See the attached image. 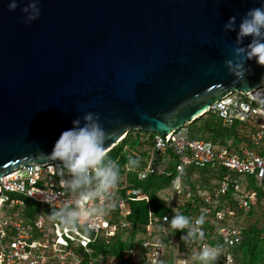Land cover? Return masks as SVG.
Instances as JSON below:
<instances>
[{
	"label": "water",
	"instance_id": "water-1",
	"mask_svg": "<svg viewBox=\"0 0 264 264\" xmlns=\"http://www.w3.org/2000/svg\"><path fill=\"white\" fill-rule=\"evenodd\" d=\"M10 2L0 0V182L62 167L50 153L88 112L111 134L108 154L132 131L171 136L264 82L255 61L243 80L230 73L236 32L224 29L264 0H38L30 24L21 9L32 0Z\"/></svg>",
	"mask_w": 264,
	"mask_h": 264
},
{
	"label": "built area",
	"instance_id": "built-area-1",
	"mask_svg": "<svg viewBox=\"0 0 264 264\" xmlns=\"http://www.w3.org/2000/svg\"><path fill=\"white\" fill-rule=\"evenodd\" d=\"M210 112L217 114L226 126L234 123L244 124L249 145L245 143L237 150H231L211 142L192 139L187 126L176 130L168 137L156 134L153 152L166 154L168 149H173L180 160L177 166L179 172L186 168L226 171L223 176L219 174L220 180L215 183L214 189L203 187L193 180L186 184L182 175L177 176L180 177L181 186L179 189L174 186V191L185 200L182 207L192 206L188 213L192 225H195V220L201 215L205 217L204 224H218L212 235L203 225L200 227L204 233V241L199 246L197 240L192 239L189 246L193 251L200 253L207 246L216 249L217 256L213 261H218L217 264L220 260L224 264H235L232 250L243 242L241 227L235 224L237 209L246 215L260 201V192L250 187L251 178L264 195V82L246 95H242L241 92L228 95ZM158 172L159 167L151 160L140 171L139 180L145 181ZM70 179L63 167L53 163L22 167L2 177L0 264H81L79 255L73 247L80 245L87 249L91 243V237L87 233L114 237L119 230L134 229V225L129 221L128 202L149 201V197L142 189L127 188L125 193L120 195V188L116 187L105 200L106 213L99 220L93 221L95 227L78 226L71 229L62 227L57 222L49 225L43 212L45 206L58 209L74 204L76 196L64 185V181ZM231 193L237 205L224 207L227 202L224 203L223 197ZM24 197L41 205L32 226L17 217L18 215L14 217L7 216L6 213L4 215L5 209L24 207ZM94 203L99 206V201ZM168 222V216L151 217L146 226L147 236L143 241V251L137 249L126 251L124 261L114 260L113 264H170L166 258L167 246L162 241L169 232ZM11 231L12 236L9 235ZM35 231L41 235L40 239L34 238ZM207 235L211 237L206 238ZM211 241L220 247L212 246ZM170 243V249L179 248V244L173 238ZM192 263V257L178 254L174 261V264Z\"/></svg>",
	"mask_w": 264,
	"mask_h": 264
},
{
	"label": "trees",
	"instance_id": "trees-1",
	"mask_svg": "<svg viewBox=\"0 0 264 264\" xmlns=\"http://www.w3.org/2000/svg\"><path fill=\"white\" fill-rule=\"evenodd\" d=\"M190 137L192 139L203 140L211 142L214 145L225 146L231 150H237L241 145L247 143L249 145V138L246 126L241 123H234L231 126L224 125L221 118L213 112L207 113L204 117L197 119L189 127ZM138 136L131 133L129 134L119 145H117L111 152L107 154L109 158L116 161L120 167V179L117 187H119V194H124L127 188L142 189L144 194L149 197V201H136L128 202L130 209L129 221L134 225L132 230H119L114 237L96 236L95 234L87 233L91 237V243L89 247L83 248L80 245L73 247L76 253L79 255L81 264H108L114 260L124 261V254L126 251L131 249H137L143 251V241L146 239L147 231L146 226L149 224L151 217H169L167 227L169 228L168 235L163 238L164 244L167 246V256L170 264H174L176 255H185L186 257H197L192 264H203L199 260L198 254L193 251L189 246L192 239L185 241L182 236L188 231L185 228L182 232L177 229H173L170 226L172 217L176 214H181L188 217V213L192 206L186 205L184 207H172L169 202L162 199L160 193L164 190H174V180L177 176L182 175L185 178V183L190 184L191 181L200 183L203 187L214 189L215 183L220 180L221 176L225 175V170L221 169L220 172H214L207 169H194L186 168L183 172H179L177 169L180 163L179 157L175 154L173 149H168L166 155L170 158V162L164 172H158L150 176L145 181L139 180V173L147 164L144 160L152 159L154 137L155 133H145L137 131ZM140 136L146 138L144 142H141ZM148 139V140H147ZM133 152V153H132ZM137 152L138 154H134ZM140 155V157L138 156ZM130 158H138V166L129 165L128 161ZM157 166H160V162H156ZM256 184L254 179H250V187L256 189L253 186ZM258 187V186H257ZM257 190V189H256ZM260 201L259 204L247 213L246 215L242 210L237 209V216L235 224L238 225V220L247 219L253 222L244 230L243 242L240 246L235 248V264H264V195L261 194L260 189ZM25 206L16 207L12 210L7 209V216H16L22 218L30 226L34 224L38 213L41 210V205L30 198L24 197ZM224 207L227 205L236 206L234 196L227 195L223 197ZM257 207V208H256ZM56 209L45 206L43 212L45 213L49 223L57 222L62 227H65L58 220L50 219V214ZM259 212L258 218L255 220L253 215L254 212ZM218 224H203V227L211 232V235L217 229ZM138 227H141L138 229ZM10 236L13 235L11 231ZM34 238L40 239L36 231L33 233ZM140 235L142 236L140 238ZM211 235L205 236L206 238ZM174 239L178 244L179 248L170 249V240ZM199 238V239H198ZM199 246L204 241V238L197 236L196 238ZM212 246L220 247L215 245L214 242H210ZM178 249V250H177ZM220 264H224L221 260ZM210 264H213L210 262Z\"/></svg>",
	"mask_w": 264,
	"mask_h": 264
},
{
	"label": "clouds",
	"instance_id": "clouds-1",
	"mask_svg": "<svg viewBox=\"0 0 264 264\" xmlns=\"http://www.w3.org/2000/svg\"><path fill=\"white\" fill-rule=\"evenodd\" d=\"M18 7L17 0H11L8 5L9 11H15ZM21 11L26 14L25 23L37 20L41 14L38 0H32ZM224 29L236 32L234 59L226 61L232 75L243 80L248 74V61L264 66V6L250 9L238 25L236 16L230 17ZM249 37L251 40L246 47L239 46ZM72 125L61 133L50 155L61 162L64 171L71 177L64 181V185L76 199L74 204L54 210L50 219L58 220L65 228L95 227L93 221L99 220L106 213L105 200L119 183L120 167L107 156L105 145L111 139V134L100 123L98 114L88 112L82 120H73ZM128 163L133 167L138 166L139 159L130 158ZM174 186L180 188V177L175 179ZM96 201H99V206L94 203ZM204 223V215L192 225L188 217L176 214L172 217L170 226L182 232L187 228L182 239L188 241L197 236L203 238L204 233L200 227ZM216 256V249L207 246L198 254L203 264H210Z\"/></svg>",
	"mask_w": 264,
	"mask_h": 264
},
{
	"label": "rangeland",
	"instance_id": "rangeland-1",
	"mask_svg": "<svg viewBox=\"0 0 264 264\" xmlns=\"http://www.w3.org/2000/svg\"><path fill=\"white\" fill-rule=\"evenodd\" d=\"M136 132L137 131H132V132H130L129 134H131V133H133V134H135V135H137L138 136V133L136 134ZM140 138H141V142H144V140H146V138H144L143 136H140ZM148 140V139H147ZM145 143V142H144ZM146 144V143H145ZM244 145V144H243ZM242 146V145H241ZM240 146V147H241ZM133 153V152H132ZM135 155L136 154H138L137 152H135L134 153ZM153 155H152V159H150V160H147L146 161V159L144 160V163L145 162H150L151 160H152V162H154V163H156L157 161H159L160 162V166H158L159 167V172H164V170L167 168V166H168V164H169V162H170V158L166 155V154H154V153H152ZM139 157H140V155H138ZM154 159V160H153ZM253 186L254 187H256V189L258 190V189H260L259 187H257V185L256 184H253ZM259 191V190H258ZM260 191H261V189H260ZM160 196L162 197V199L163 200H165V201H167V202H169V204H170V206H172V207H178V206H180L181 207V205H183L185 202V200L182 198V196L181 195H178L173 189H168V190H164V191H162L161 193H160ZM257 208V207H256ZM7 212V209H5L4 210V215H5V213ZM258 214H259V212H258V210L257 211H255L254 212V215H253V217H254V219L256 220L257 218H258ZM251 222H253V218L251 219V220H247V219H240V220H238V225L241 227V230H242V232H243V235H244V230L249 226V224L251 223ZM48 223H49V221H48ZM51 224H53V222L52 223H49V225H51ZM142 236L140 235V238H141ZM222 250L224 251V247H222ZM232 253H233V255H234V257H235V250L233 249L232 250ZM192 260H193V262L195 261V260H197V257H195V258H192ZM212 263L213 264H217L218 263V261H212ZM108 264H112V262H108ZM220 264V263H219Z\"/></svg>",
	"mask_w": 264,
	"mask_h": 264
}]
</instances>
